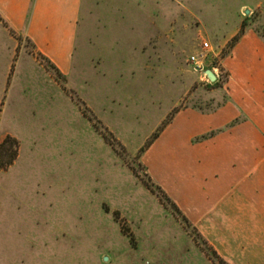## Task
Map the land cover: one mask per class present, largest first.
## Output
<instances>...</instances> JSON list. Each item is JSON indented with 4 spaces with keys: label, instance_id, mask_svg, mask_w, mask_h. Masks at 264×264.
<instances>
[{
    "label": "rangeland",
    "instance_id": "rangeland-1",
    "mask_svg": "<svg viewBox=\"0 0 264 264\" xmlns=\"http://www.w3.org/2000/svg\"><path fill=\"white\" fill-rule=\"evenodd\" d=\"M203 40L213 82L187 62ZM237 61H264V0H83L67 73L0 13V143L17 152L0 264H230L195 223L194 149L248 133ZM222 107L233 119L171 144L180 112Z\"/></svg>",
    "mask_w": 264,
    "mask_h": 264
},
{
    "label": "crops",
    "instance_id": "crops-1",
    "mask_svg": "<svg viewBox=\"0 0 264 264\" xmlns=\"http://www.w3.org/2000/svg\"><path fill=\"white\" fill-rule=\"evenodd\" d=\"M82 1L35 0L27 21L32 0H0V13L67 73L73 65ZM237 62L241 87L232 98L246 112L241 126L248 133L239 138L228 131L194 149L200 159L194 168L193 199L200 213L194 216L195 223L209 226V240L230 264H264V61ZM220 110L215 115L180 112L168 128L171 144L187 146L195 136L235 116L230 108ZM250 146L258 149L250 152Z\"/></svg>",
    "mask_w": 264,
    "mask_h": 264
},
{
    "label": "built area",
    "instance_id": "built-area-1",
    "mask_svg": "<svg viewBox=\"0 0 264 264\" xmlns=\"http://www.w3.org/2000/svg\"><path fill=\"white\" fill-rule=\"evenodd\" d=\"M212 51L213 49L209 42L203 40L200 44V50L198 52L190 54L187 58L188 65L191 66L192 70L205 77L209 81L210 79L206 74V70H208V67L205 63L206 58L208 57V53Z\"/></svg>",
    "mask_w": 264,
    "mask_h": 264
},
{
    "label": "trees",
    "instance_id": "trees-1",
    "mask_svg": "<svg viewBox=\"0 0 264 264\" xmlns=\"http://www.w3.org/2000/svg\"><path fill=\"white\" fill-rule=\"evenodd\" d=\"M57 68L56 66H54ZM10 138L7 137L0 143V166H6L11 164L16 158V150L12 149V145H9Z\"/></svg>",
    "mask_w": 264,
    "mask_h": 264
},
{
    "label": "water",
    "instance_id": "water-1",
    "mask_svg": "<svg viewBox=\"0 0 264 264\" xmlns=\"http://www.w3.org/2000/svg\"><path fill=\"white\" fill-rule=\"evenodd\" d=\"M246 13H249V10H247ZM206 74L209 77L211 82H213L217 79L215 73L211 69L206 70Z\"/></svg>",
    "mask_w": 264,
    "mask_h": 264
}]
</instances>
